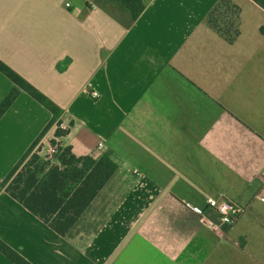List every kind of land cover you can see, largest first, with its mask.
Returning <instances> with one entry per match:
<instances>
[{"label":"crops","instance_id":"obj_1","mask_svg":"<svg viewBox=\"0 0 264 264\" xmlns=\"http://www.w3.org/2000/svg\"><path fill=\"white\" fill-rule=\"evenodd\" d=\"M220 1L149 0L131 23L115 0H0V60L72 124L58 142L117 165L64 237L3 190L1 242L31 264H264V9L229 0L230 44L206 23ZM14 88L0 72V104ZM51 120L20 92L0 120L1 181ZM222 197L233 227L207 208Z\"/></svg>","mask_w":264,"mask_h":264},{"label":"trees","instance_id":"obj_2","mask_svg":"<svg viewBox=\"0 0 264 264\" xmlns=\"http://www.w3.org/2000/svg\"><path fill=\"white\" fill-rule=\"evenodd\" d=\"M115 1L128 10L131 23H134L145 11L149 0ZM253 1L264 9V0ZM239 19L240 8L229 0H221L207 17L206 23L231 44L240 33ZM0 72L16 85L0 104V120L21 91L28 93L52 114V120L19 163L4 180H0V193L3 190L7 192L58 235L64 237L107 185L116 172L117 165L109 155L95 160L91 156L75 155L70 146L63 147L58 139L69 134L72 124L69 128H63L62 110L1 60ZM53 127H56V131L50 144L54 152L44 161L34 151ZM0 252L15 264H31L1 241Z\"/></svg>","mask_w":264,"mask_h":264},{"label":"built area","instance_id":"obj_3","mask_svg":"<svg viewBox=\"0 0 264 264\" xmlns=\"http://www.w3.org/2000/svg\"><path fill=\"white\" fill-rule=\"evenodd\" d=\"M67 6L69 4L67 3ZM92 97L94 99L99 98V93L93 92ZM103 147V143L99 144V148ZM54 149L52 148V153ZM51 153V154H52ZM207 208L218 218L220 225L225 227H233L240 216L241 210L233 203L229 202L225 198H209L207 199ZM195 214L200 217H205L204 212L200 209L192 207Z\"/></svg>","mask_w":264,"mask_h":264},{"label":"rangeland","instance_id":"obj_4","mask_svg":"<svg viewBox=\"0 0 264 264\" xmlns=\"http://www.w3.org/2000/svg\"><path fill=\"white\" fill-rule=\"evenodd\" d=\"M242 7H244V12H245V18L246 19H252L254 18V15L251 13H249V10L247 7H245V3L241 2ZM226 16V15H224ZM227 21V19L225 20ZM53 140L52 138V134L51 133H47L46 136L43 138V140L40 142V144L37 146V149L34 151V153H38V155L44 160L47 161L50 157L51 154L48 156V149L52 146L50 144V141Z\"/></svg>","mask_w":264,"mask_h":264}]
</instances>
